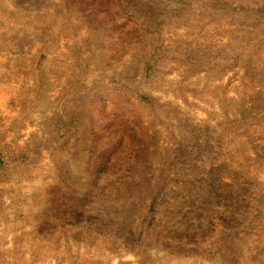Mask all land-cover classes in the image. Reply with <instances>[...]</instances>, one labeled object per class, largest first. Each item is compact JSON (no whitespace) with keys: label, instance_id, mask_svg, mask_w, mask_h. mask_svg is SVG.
Segmentation results:
<instances>
[{"label":"rangeland","instance_id":"obj_1","mask_svg":"<svg viewBox=\"0 0 264 264\" xmlns=\"http://www.w3.org/2000/svg\"><path fill=\"white\" fill-rule=\"evenodd\" d=\"M0 151V264H264V0H0Z\"/></svg>","mask_w":264,"mask_h":264},{"label":"trees","instance_id":"obj_2","mask_svg":"<svg viewBox=\"0 0 264 264\" xmlns=\"http://www.w3.org/2000/svg\"><path fill=\"white\" fill-rule=\"evenodd\" d=\"M152 58L150 56V58L147 60L146 62V65L144 66V72H145V75L146 77H149L151 76V72L153 70V67H154V64L157 62V59L154 58V61H152ZM137 99L143 103L145 106H148V107H151L153 108L154 107V104H155V100L152 99L150 96L146 95L145 93L143 92H139L137 91ZM246 101L250 100V96H246ZM4 165V159H3V155H2V152L0 151V167Z\"/></svg>","mask_w":264,"mask_h":264}]
</instances>
